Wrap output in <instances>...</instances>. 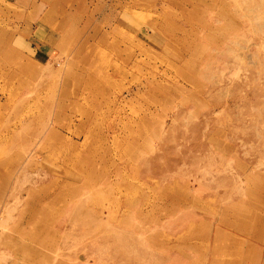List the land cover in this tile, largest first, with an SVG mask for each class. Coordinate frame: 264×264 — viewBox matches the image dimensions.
I'll return each mask as SVG.
<instances>
[{"label":"rangeland","instance_id":"obj_1","mask_svg":"<svg viewBox=\"0 0 264 264\" xmlns=\"http://www.w3.org/2000/svg\"><path fill=\"white\" fill-rule=\"evenodd\" d=\"M0 264H264V0H0Z\"/></svg>","mask_w":264,"mask_h":264}]
</instances>
